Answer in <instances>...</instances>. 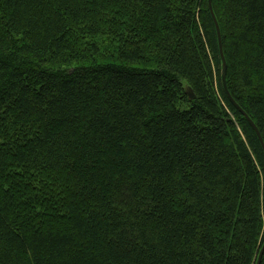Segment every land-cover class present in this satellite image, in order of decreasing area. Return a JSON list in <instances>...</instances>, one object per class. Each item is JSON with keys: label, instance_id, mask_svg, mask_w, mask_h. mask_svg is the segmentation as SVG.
Instances as JSON below:
<instances>
[{"label": "trees", "instance_id": "obj_1", "mask_svg": "<svg viewBox=\"0 0 264 264\" xmlns=\"http://www.w3.org/2000/svg\"><path fill=\"white\" fill-rule=\"evenodd\" d=\"M213 10L231 98L208 0H0V264H258L264 0Z\"/></svg>", "mask_w": 264, "mask_h": 264}, {"label": "water", "instance_id": "obj_2", "mask_svg": "<svg viewBox=\"0 0 264 264\" xmlns=\"http://www.w3.org/2000/svg\"><path fill=\"white\" fill-rule=\"evenodd\" d=\"M208 3H209V8H210V11H211V14H212V17H213V20L215 22V25H216V30H217V34H218V42H219V48H220V55H221V58H222V62H223V69H222V81H223V86H224V89L226 91V93L228 94V96L231 98L229 92H228V88H227V63H226V59H225V56H224V51H223V42H222V35H221V29H220V26L218 24V21L216 19V16L214 14V10H213V0H208ZM233 101V99H232ZM233 103L235 104V102L233 101ZM238 107V106H237ZM239 108V107H238ZM240 109V108H239ZM241 110V109H240ZM242 113L245 115V117L248 119V121L250 122L251 126L253 127V129L255 130L260 142L262 143V146H263V149H264V141H263V138H262V135L258 129V127L256 126V124L248 117V115L246 113H244L242 111ZM263 255H264V247L261 251V254H260V257H259V261H258V264H261V261H262V258H263Z\"/></svg>", "mask_w": 264, "mask_h": 264}]
</instances>
